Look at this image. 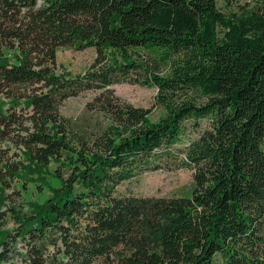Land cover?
<instances>
[{"label":"trees","instance_id":"1","mask_svg":"<svg viewBox=\"0 0 264 264\" xmlns=\"http://www.w3.org/2000/svg\"><path fill=\"white\" fill-rule=\"evenodd\" d=\"M219 1L0 0V95L48 89L22 104L23 160L0 149V221L10 212L18 226L0 264H20L18 243L21 264H264V0ZM64 48L95 59L60 73ZM123 83L156 88L161 114L118 98ZM89 92L103 122L83 132L59 106ZM13 118L0 104V132ZM179 156L188 195L120 191ZM8 177L52 197L2 211Z\"/></svg>","mask_w":264,"mask_h":264},{"label":"rangeland","instance_id":"2","mask_svg":"<svg viewBox=\"0 0 264 264\" xmlns=\"http://www.w3.org/2000/svg\"><path fill=\"white\" fill-rule=\"evenodd\" d=\"M220 7L226 9V2L219 1ZM95 59V50L88 49L86 51H76L69 48L60 49L58 51V63L60 64V73L63 70L76 77L84 74L91 66ZM166 70L165 66H162ZM162 74V73H161ZM116 96L126 104L136 108H144L152 110V115L158 117L161 111L156 106L157 89L152 87H144L132 83H123L112 87ZM48 91L47 88L41 85H23L10 86L5 92L0 95V104L7 114H13V122L9 129L0 132V149L4 151L5 162L10 166H15L21 158L23 151L22 138L25 137L27 129L30 128V112L22 108L23 102L32 94ZM95 93L89 92L74 99H69L60 104V110L63 117L71 122L73 126L83 132H89L96 128L97 125L103 122V117L94 107ZM13 99L18 101V106L13 104ZM89 104V105H88ZM91 104V105H90ZM193 137L188 134L184 137V141L178 144L175 148L184 147L187 142ZM176 155V153H175ZM176 160V159H174ZM183 160L179 156L178 161L169 163L162 170L150 171L131 183L124 184L120 191L125 195H135L142 197H174L188 195L194 183L193 171L184 168L181 165ZM56 169L55 165L51 166V172ZM47 182L52 187H59L60 182L52 175L46 176ZM2 186L6 191V201L1 207L2 211H7L9 207L17 208L18 210L28 211V208L19 206L28 204L29 202L44 203L52 193L46 186L40 190L38 184L31 182L24 185L22 180L6 178ZM27 186V187H25ZM21 194V195H20ZM12 213L8 212L7 216L0 221V239L8 233H14L18 226L13 220ZM22 243L16 245L13 249V261L21 260L18 253H22ZM95 264H106L97 261Z\"/></svg>","mask_w":264,"mask_h":264},{"label":"built area","instance_id":"3","mask_svg":"<svg viewBox=\"0 0 264 264\" xmlns=\"http://www.w3.org/2000/svg\"><path fill=\"white\" fill-rule=\"evenodd\" d=\"M18 244H19V243H18ZM18 244H17V245H18ZM16 262L21 264V262H19V259H17V261H16Z\"/></svg>","mask_w":264,"mask_h":264}]
</instances>
